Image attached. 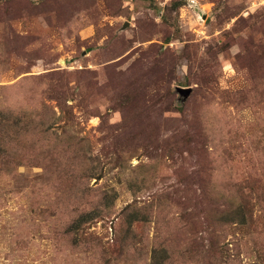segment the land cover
<instances>
[{"label":"rangeland","instance_id":"1","mask_svg":"<svg viewBox=\"0 0 264 264\" xmlns=\"http://www.w3.org/2000/svg\"><path fill=\"white\" fill-rule=\"evenodd\" d=\"M0 264H264V0H0Z\"/></svg>","mask_w":264,"mask_h":264},{"label":"water","instance_id":"2","mask_svg":"<svg viewBox=\"0 0 264 264\" xmlns=\"http://www.w3.org/2000/svg\"><path fill=\"white\" fill-rule=\"evenodd\" d=\"M188 91H190V90H188Z\"/></svg>","mask_w":264,"mask_h":264}]
</instances>
